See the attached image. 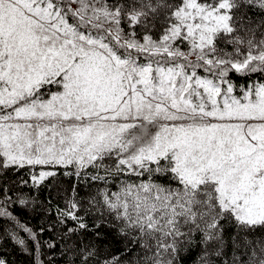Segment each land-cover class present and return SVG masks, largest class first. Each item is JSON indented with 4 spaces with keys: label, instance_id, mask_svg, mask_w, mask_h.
Masks as SVG:
<instances>
[{
    "label": "snow or ice",
    "instance_id": "6c2138e0",
    "mask_svg": "<svg viewBox=\"0 0 264 264\" xmlns=\"http://www.w3.org/2000/svg\"><path fill=\"white\" fill-rule=\"evenodd\" d=\"M17 207L64 264H264V0H0V235L45 264Z\"/></svg>",
    "mask_w": 264,
    "mask_h": 264
},
{
    "label": "trees",
    "instance_id": "16d2710c",
    "mask_svg": "<svg viewBox=\"0 0 264 264\" xmlns=\"http://www.w3.org/2000/svg\"><path fill=\"white\" fill-rule=\"evenodd\" d=\"M135 179V178H133ZM65 183L67 181L65 180ZM112 190L115 191V185H112ZM85 189L81 187L80 194L84 195ZM48 189H43L39 195L41 200H46L48 198ZM52 204L53 211H55V206H63V200L57 198L56 190H52ZM14 215L22 222L26 223L34 231H40L41 227H44L45 231L40 235L41 241H50L56 243L55 249H48L46 245L42 247V258L47 264V259L49 256L53 257L56 264H64V261L60 255L61 243L58 240V234L56 232L49 231V224L52 221V217L47 216L43 212L31 211L30 209H21L19 207L13 209ZM91 219V218H89ZM7 227L12 230V225H10L5 220H0V229ZM21 236H25L23 232L19 233ZM26 238V237H25ZM28 247L32 248V242L28 241ZM102 255H120L122 252V245L116 243L112 235H107L101 243ZM200 255V248L193 245L190 250L182 251L180 254V264H197L198 257ZM0 258L5 259L7 264H34L33 255H29L24 252L18 245H16L10 238L0 235Z\"/></svg>",
    "mask_w": 264,
    "mask_h": 264
}]
</instances>
